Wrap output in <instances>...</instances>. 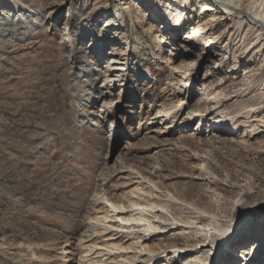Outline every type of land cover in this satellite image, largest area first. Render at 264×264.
Instances as JSON below:
<instances>
[{
  "label": "rangeland",
  "instance_id": "obj_1",
  "mask_svg": "<svg viewBox=\"0 0 264 264\" xmlns=\"http://www.w3.org/2000/svg\"><path fill=\"white\" fill-rule=\"evenodd\" d=\"M29 1L0 0V264H194L190 252L174 256L172 237L191 234L189 243L176 237L191 251L205 223L219 236L207 264H264L255 252L264 244V38L255 25L204 15L203 0ZM115 6L123 28L109 30L118 40L102 57L89 48ZM180 12L189 26L166 32ZM212 15L229 29L199 32ZM112 57L124 65L113 68L128 70L111 77ZM87 76L100 78L95 88ZM103 87L111 95L96 101ZM207 112L226 135L201 126ZM157 116L167 117L151 125ZM101 186L128 207L124 220L145 219L131 202H154L171 221L151 218L148 232L129 235L141 231L128 230L109 205L106 222L105 205L93 211ZM177 204L188 210L176 212ZM185 212L202 225L150 234Z\"/></svg>",
  "mask_w": 264,
  "mask_h": 264
},
{
  "label": "bare ground",
  "instance_id": "obj_2",
  "mask_svg": "<svg viewBox=\"0 0 264 264\" xmlns=\"http://www.w3.org/2000/svg\"><path fill=\"white\" fill-rule=\"evenodd\" d=\"M2 1V4L3 5H6V0H1ZM29 1V0H28ZM158 1L159 0H156L154 1L153 3V7L154 6H157L158 4ZM204 1V4L201 6V9H202V14L206 15V13L208 12H215L216 15H219V14H226L228 15L229 17H235V18H238V19H242V20H245L247 22H249L250 24H253L255 25L254 28H257V33L260 35L258 36L259 37H263L264 38V0H203ZM21 2V1H20ZM25 2V1H24ZM30 2V1H29ZM176 2H179L178 0ZM174 3V2H173ZM18 4V3H17ZM55 4V3H54ZM19 5V4H18ZM172 5V3H171ZM178 6V5H177ZM116 8L113 10V11H108V12H105V14L103 16H106V20L104 21L103 25L101 26V32H100V37L98 36L97 39L96 37L92 39L91 41V45H90V50L94 53V52H97V54H100V53H103V55H101L102 57H104L106 55V50H108V47H110L111 45L115 44L116 41L118 40V38L114 37V38H110V36L112 35V32L115 31L116 27L118 28L117 30H119L120 28H123V24L122 23H119V22H123L122 18H119L121 17V12H122V9L120 7H117L115 6ZM152 7V9H153ZM175 9H172V7H169L168 10H172L173 13H175L178 9L180 8L179 7H173ZM11 9V10H10ZM101 10V8L97 9V12H99ZM3 11V10H2ZM13 11V13H15V9H12L11 7L9 8L8 12L4 13L6 15H9L11 14V12ZM21 11V9L19 10ZM17 12V11H16ZM103 12V13H104ZM94 13V12H93ZM168 13V12H167ZM153 14H156L155 12H153ZM180 17L178 18L177 21H174V22H169L167 23L165 26H164V30L166 32H169V30L171 29H181L182 26H185V27H188L189 24L191 22H187L186 23V19L185 18L183 21H181V18L183 16V13L180 12ZM6 15H3V18L2 19H6ZM102 15V14H101ZM216 15H212L209 22H206L204 23L201 28H199V32L203 31L204 28L207 29L208 31H217V30H220L222 28H227L229 29L228 25H227V22L225 20V22H220L218 21V17ZM2 17V16H1ZM14 17V16H13ZM94 17H96V9H95V15ZM98 19V18H97ZM156 19V18H155ZM228 19V18H227ZM11 20V19H10ZM20 20V19H19ZM21 21V20H20ZM162 23H164V20L161 21ZM165 22H168V19L165 17ZM11 23V22H10ZM9 23V24H10ZM88 28V27H87ZM68 29V25L61 28V30H63V32H65L66 30ZM86 29L83 27L82 31H85ZM93 30V29H92ZM109 30H111L112 32L109 34ZM114 35H117V34H114ZM169 36H173V34H169ZM62 37V36H61ZM65 37V35H64ZM198 35H193V37H190L189 39H195L197 38ZM220 39V38H219ZM176 39H171L169 41H172L174 42ZM214 40H217V38H214ZM105 42H108L106 45H105ZM212 44H213V40L212 42L209 43V45L207 46V48L205 49V53L207 52L208 49L212 48ZM185 46V45H184ZM251 46V45H250ZM254 49V48H253ZM252 50V49H251ZM105 53V54H104ZM113 56L115 57H119L120 54L118 53V50L116 49H112V54ZM100 56V55H99ZM247 58V57H246ZM245 58V59H246ZM112 59V61H111ZM111 59H107V63L109 64V67L111 70H109L110 72H112L111 74V77L114 76V74H117V73H120L122 71H127V70H124V68H113L114 66L115 67H123L124 65L121 64L119 61H121V58H111ZM244 59V60H245ZM91 63L93 65H96V57H92L91 58ZM116 61V62H115ZM252 61V60H251ZM98 64V63H97ZM89 65V64H88ZM84 68V67H83ZM248 69H251V67H249ZM100 71V70H98ZM234 71V70H233ZM253 70H250L248 73H251ZM149 72H146V77H150L149 76ZM186 73H183V75L185 76ZM110 77V78H111ZM145 77V78H146ZM100 78H92L91 76H87V79H86V83L89 84V85H92V87L95 88L96 86V81L99 80ZM190 79H184L181 81V85L182 84H189L190 83ZM112 82V81H111ZM124 82V81H123ZM171 84V83H170ZM179 84V83H178ZM184 84V85H185ZM183 85V86H184ZM178 86V85H177ZM106 87V86H105ZM105 87L103 88H99V90L97 89V97H96V101L98 100H102L103 98L107 97L108 95L110 96L111 94L107 91H105ZM108 87V86H107ZM174 87H176V84L174 85ZM180 88V87H179ZM182 88V87H181ZM262 92H264V86L262 88ZM264 97V93H262ZM107 107V106H106ZM112 107V105H111ZM252 108L251 111L254 112V114L257 112H260L258 111L257 109H255L254 107L250 106ZM108 108V107H107ZM109 109V108H108ZM262 109H264V107H262ZM85 110V109H84ZM200 112V111H199ZM204 112V111H203ZM215 113V112H214ZM213 113V114H214ZM173 118V116H175L176 114L175 113H172L170 114ZM179 115V113H178ZM212 115V113H206V115H203L201 116L199 122L201 123V126L202 124H204V120L205 122L207 123V125L210 123L211 125H209V128H211V131L214 130V132L216 131V133H221V134H225L226 132H224V128H223V124L224 123H221L219 125H217L219 122H221V120L219 119L220 117H215V118H212L210 119L209 121L207 120L208 117H210ZM219 115V114H218ZM248 115V114H247ZM169 117V114L167 115ZM167 116H157L156 118L153 119V121L155 120L156 123H150L151 125H156L157 124V121L161 118H165ZM204 116H207L206 119H204L205 117ZM196 117V113L191 115L190 118H188L187 120H184L180 126V130L179 131H183L184 129H187V125H189ZM263 119V118H262ZM175 121V120H174ZM261 122V121H260ZM199 123V124H200ZM263 123V122H262ZM221 126V127H219ZM168 129V128H167ZM204 129V128H203ZM202 129V130H203ZM166 130V128H165ZM218 131V132H217ZM228 131V130H227ZM156 133V132H155ZM226 135V134H225ZM159 136V135H158ZM120 170V169H119ZM207 175V174H206ZM208 177V175H207ZM210 177V176H209ZM208 178H205V180H208ZM96 193L95 195L93 196V199H92V202H91V205L93 206L95 213H96V208L100 207V206H104L105 205V208H103V210H106L105 211V215H103V219H104V222H106L110 217H109V210H108V206L106 205H109L112 209H113V213L112 214H117V218H121V215H125V218L127 217V215H129L130 213L129 212H125L126 211V205L124 204H120V202L116 199V195H115V191L113 190H109V189H106V188H103L101 186L100 187H96L95 190H94ZM153 196V195H152ZM161 198V197H160ZM148 201V200H147ZM159 203V202H158ZM86 205V204H85ZM130 207H132L134 210L132 211L133 213L134 212H139L140 217L144 218L145 219H129V220H124L123 218L122 221L125 222V224L129 225V227L127 228L128 230L130 229H134L137 228L139 229L141 232L137 233V232H134L135 234H129V235H132V236H141L142 235V230L148 232L147 230V227L148 225L150 224H154L155 222H152L151 221V218H154V219H158V220H165V221H171L169 219H166L162 213V211L164 210L165 208V205H162V203H152V202H145V203H140V202H131L130 203ZM168 205V204H167ZM84 206V205H83ZM90 206V205H89ZM85 207V206H84ZM123 207V210L121 211L120 208ZM176 207L177 208H180L181 212L182 211H186L188 210V207H185L184 205H175V211H176ZM87 208L86 210L88 211L87 213L89 215H91L90 211L93 212L90 207H85ZM171 209V208H170ZM192 211V210H191ZM194 211V210H193ZM161 213V215H158V213ZM171 212V211H170ZM177 212V211H176ZM147 213L149 215H154V217H150L147 215ZM186 215H184L183 213V219H177V218H173L172 219V223L170 224L171 225V228L168 226V227H160V225H155L153 229L156 230V228L158 229L157 231L155 232H151L150 234H155V233H158L160 230L162 231L161 233H168L167 236L170 237L169 234H171L170 232L173 231V230H179L180 229V223L182 224H185V226H190V227H195L197 225H202V222L204 221L203 217L202 216H198L196 215V217H192L191 215H187V212H185ZM109 214V215H108ZM138 214V215H139ZM146 214V215H145ZM176 214V213H175ZM192 214V212H191ZM108 215V216H107ZM179 216V215H178ZM93 219V218H92ZM89 220H91V218H89ZM94 220V219H93ZM195 221V222H194ZM232 221V220H231ZM230 223V222H229ZM229 223H227L226 225H222L220 224L219 225V229L218 231L219 232H222L221 229L225 228V227H231V225H229ZM135 224V225H134ZM176 226V227H174ZM81 227V226H80ZM127 227V226H126ZM126 227H119V228H125ZM184 227V226H183ZM189 227V228H190ZM202 227L204 228V231L203 233H199L196 231V234L199 235V237L203 240L199 241L196 245H193V249H191V251H186L185 248H181L179 247V244H178V241H177V238L181 236L182 239H185V241H187L188 243L192 241L190 235L188 233H184V234H181V235H176L175 236V239L172 237V240H173V244L171 245V248L174 249V256H180L182 255L183 253H187V252H190L189 254H186V255H189L190 257H194V256H197L196 260H195V263L194 264H207V262H209L208 258L210 259V255L209 254V251H205L207 248H210V245H213V238H217L219 236L215 235L214 237L212 236L213 235V231L216 229L215 226L212 225V223H205L204 225H202ZM186 228V227H185ZM193 228H191L193 230ZM183 229V228H182ZM188 228H186L187 230ZM196 229V228H195ZM206 229H208L209 231H206ZM80 230V228H77V229H74L73 230V234H76V232H78ZM190 230V229H189ZM184 231V229H183ZM194 231V232H195ZM185 232V231H184ZM191 232V231H190ZM149 237V236H148ZM208 237L210 238V241L208 242ZM143 238H145V236H143ZM227 238V237H226ZM132 239V237H131ZM220 239V238H219ZM50 241V240H49ZM260 243L264 241H259ZM212 246V247H213ZM116 247V246H115ZM151 248V247H150ZM150 248L148 249L149 252L150 251ZM146 249V251H148ZM188 250V249H187ZM217 250V249H216ZM216 250L214 251V253L216 252ZM259 251L263 252L264 253V244L262 245V247L260 249H256L255 252H257V254L259 253ZM89 252V251H88ZM263 255V254H262ZM207 256V257H206ZM193 262V261H191ZM227 263L229 262V260L226 261ZM209 264V263H208Z\"/></svg>",
  "mask_w": 264,
  "mask_h": 264
}]
</instances>
